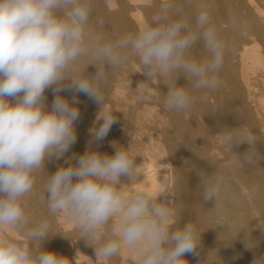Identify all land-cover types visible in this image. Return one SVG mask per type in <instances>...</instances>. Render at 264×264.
<instances>
[{
	"label": "clouds",
	"instance_id": "clouds-1",
	"mask_svg": "<svg viewBox=\"0 0 264 264\" xmlns=\"http://www.w3.org/2000/svg\"><path fill=\"white\" fill-rule=\"evenodd\" d=\"M91 0H0V227L21 232L23 241L0 239V264H69L68 257L42 248L50 237L47 222L30 224L24 198L33 191L35 172L45 161L66 156L77 140L75 122L79 101L62 96L82 93L99 105L94 141L103 140L117 117L104 108L101 87L107 70L129 57L138 58L145 80L138 86L163 80L167 92L163 107L182 112L195 103L194 93L215 90L226 44L201 3L194 21L175 0H165L152 21L134 34L107 39L89 29ZM203 46L206 57L190 58ZM91 57L94 75L86 68L70 75ZM183 76L189 85H178ZM67 82V83H66ZM53 89L49 108L45 92ZM142 100L150 97L141 93ZM224 139L232 147L230 132ZM112 155L89 148L67 158L44 186L49 214L74 220L81 239L95 250L96 259L116 256L122 246L133 249L139 264H189L186 254H197L201 234L195 224L176 226L174 210L153 194L140 189L121 191V178L137 179L135 161L127 147L114 144ZM250 163L249 150L239 155ZM74 161V163H73ZM221 179L205 184L204 201L221 193ZM256 261V259L253 261Z\"/></svg>",
	"mask_w": 264,
	"mask_h": 264
},
{
	"label": "bare ground",
	"instance_id": "bare-ground-1",
	"mask_svg": "<svg viewBox=\"0 0 264 264\" xmlns=\"http://www.w3.org/2000/svg\"><path fill=\"white\" fill-rule=\"evenodd\" d=\"M165 0H91L89 29L96 35L117 39L134 34L152 21ZM187 18L194 21L201 3L207 5L211 21L227 48L215 90L194 93L188 111L163 107L167 88L163 80L138 86L145 80L138 58L129 57L119 67L107 70L101 87L104 108L117 117L101 141H94L99 105L82 93L64 91L62 96L79 101L75 122L77 140L66 156L45 161L34 174L33 191L24 198L29 227L47 222L50 237L42 248L68 257L69 264H139L128 246L110 259H96L95 250L81 239L74 220L66 214L51 215L44 186L48 174L66 166L67 158L79 157L89 148L112 155L114 144L127 147L135 161L137 179L122 177L121 191L132 194L143 189L174 210L176 226L190 222L201 234L197 254H186L189 264H264V0H175ZM190 58L206 57L203 46ZM95 63L84 58L70 75L80 74ZM96 68L89 65L87 73ZM67 83V82H66ZM178 85H185L181 75ZM189 87V85H185ZM144 92L150 98L142 100ZM47 105L53 89L45 92ZM230 132L233 147L224 139ZM251 151L253 159L243 163L239 155ZM74 163V161H73ZM220 178L218 198L204 201L205 184ZM23 241L10 227H0V239Z\"/></svg>",
	"mask_w": 264,
	"mask_h": 264
}]
</instances>
